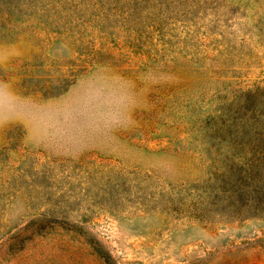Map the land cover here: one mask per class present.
I'll return each mask as SVG.
<instances>
[{
	"label": "rangeland",
	"instance_id": "1",
	"mask_svg": "<svg viewBox=\"0 0 264 264\" xmlns=\"http://www.w3.org/2000/svg\"><path fill=\"white\" fill-rule=\"evenodd\" d=\"M0 118V264H264V0H0Z\"/></svg>",
	"mask_w": 264,
	"mask_h": 264
},
{
	"label": "clouds",
	"instance_id": "2",
	"mask_svg": "<svg viewBox=\"0 0 264 264\" xmlns=\"http://www.w3.org/2000/svg\"><path fill=\"white\" fill-rule=\"evenodd\" d=\"M129 121L131 122V117L129 116ZM8 123H10L9 120H5L3 118H0V128L5 127Z\"/></svg>",
	"mask_w": 264,
	"mask_h": 264
}]
</instances>
